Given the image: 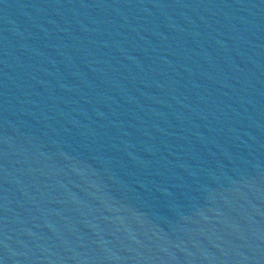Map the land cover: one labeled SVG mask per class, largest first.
Masks as SVG:
<instances>
[{
	"label": "water",
	"instance_id": "obj_1",
	"mask_svg": "<svg viewBox=\"0 0 264 264\" xmlns=\"http://www.w3.org/2000/svg\"><path fill=\"white\" fill-rule=\"evenodd\" d=\"M0 264H264V0H0Z\"/></svg>",
	"mask_w": 264,
	"mask_h": 264
}]
</instances>
